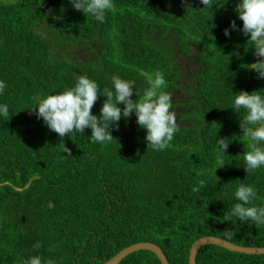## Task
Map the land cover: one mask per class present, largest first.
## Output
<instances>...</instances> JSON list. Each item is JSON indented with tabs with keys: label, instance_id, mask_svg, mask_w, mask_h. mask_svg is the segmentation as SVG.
<instances>
[{
	"label": "trees",
	"instance_id": "obj_1",
	"mask_svg": "<svg viewBox=\"0 0 264 264\" xmlns=\"http://www.w3.org/2000/svg\"><path fill=\"white\" fill-rule=\"evenodd\" d=\"M113 3L99 23L69 0H0V80L7 85L0 103L10 109L0 118V264L36 254L55 264H107L142 241L160 245L170 264H189L193 243L207 235L264 246V225L224 216L237 202L236 184L254 186V203L264 202V168L247 175V141L231 108L237 92H264V79L248 68L259 59L248 37L224 35L233 20L242 28L239 0L212 9L201 0ZM158 70L179 127L162 152L148 147L134 113L101 145L90 142V128L59 137L32 108L36 97L72 86L82 74L101 89L116 74L134 80L142 94L141 74ZM105 99L98 96L93 114ZM216 136L229 142L222 157ZM201 179L205 187L193 193ZM119 264L161 261L139 250ZM197 264H264V254L207 244Z\"/></svg>",
	"mask_w": 264,
	"mask_h": 264
},
{
	"label": "clouds",
	"instance_id": "obj_2",
	"mask_svg": "<svg viewBox=\"0 0 264 264\" xmlns=\"http://www.w3.org/2000/svg\"><path fill=\"white\" fill-rule=\"evenodd\" d=\"M226 2L227 0L223 3ZM69 3L75 10L82 11L86 16L90 15L99 23H104L106 13L114 9L113 0H69ZM201 3L203 8L210 9L213 5L223 4L221 0H201ZM235 11L243 22L242 28H238L233 20L230 28L224 30V35L229 37L230 30H237L248 37L247 44L251 45L249 48L259 57L255 62L248 64V68L264 79V0H239ZM141 75L145 76L147 83L142 94L134 80L114 74L111 76V87L101 89L95 79L82 74L76 76L74 85L36 97L35 106L32 108L37 119H42L45 126L59 137H73L90 128V142L101 145H106L114 139L112 128L114 126L118 129L121 118L127 119L134 113L138 126L146 130L145 140L148 147L151 146L153 151L162 152L179 132L176 115L170 110L172 98L166 91L167 81L162 71ZM6 86V82L0 80V95L4 94ZM134 92L137 99H132ZM237 93L232 99L231 108L240 115V127L247 141L248 150L243 153V159L248 175L264 168V92L259 90ZM101 95L106 99L99 115H96L92 113V109ZM241 110L244 113L242 118ZM9 111L8 104L0 103V118L8 117ZM215 145L219 156L227 154L229 142H226L224 137L216 136ZM224 164L222 162V166ZM205 184L206 181L201 179L191 191L197 193ZM232 197L237 202L227 209L224 215L226 221L234 222L238 219L242 223L255 224L258 228L264 225V202L258 205L254 203L257 199L254 186L246 183L236 184L233 186ZM47 207L51 209L54 204L49 201ZM229 216L234 220L228 219ZM33 247L40 249L42 242L37 241ZM21 264H55V261L51 258L45 260L40 254H36L23 259Z\"/></svg>",
	"mask_w": 264,
	"mask_h": 264
},
{
	"label": "water",
	"instance_id": "obj_3",
	"mask_svg": "<svg viewBox=\"0 0 264 264\" xmlns=\"http://www.w3.org/2000/svg\"><path fill=\"white\" fill-rule=\"evenodd\" d=\"M207 244H215L231 251L246 253V254H264V246H244L234 243L220 236L207 235L197 239L191 249L189 254V264H197V255L200 249ZM139 250H150L154 252L161 264H170L169 259L163 250V248L157 243L150 241H142L131 244L121 251H119L113 258L108 260L107 264H119L128 255L137 252Z\"/></svg>",
	"mask_w": 264,
	"mask_h": 264
},
{
	"label": "rangeland",
	"instance_id": "obj_4",
	"mask_svg": "<svg viewBox=\"0 0 264 264\" xmlns=\"http://www.w3.org/2000/svg\"><path fill=\"white\" fill-rule=\"evenodd\" d=\"M191 51L195 52V46L191 45ZM191 56H195L194 53H192Z\"/></svg>",
	"mask_w": 264,
	"mask_h": 264
}]
</instances>
